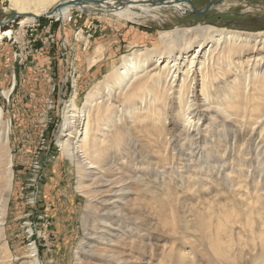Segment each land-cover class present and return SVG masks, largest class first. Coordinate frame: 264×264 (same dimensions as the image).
Instances as JSON below:
<instances>
[{
    "label": "rangeland",
    "instance_id": "obj_1",
    "mask_svg": "<svg viewBox=\"0 0 264 264\" xmlns=\"http://www.w3.org/2000/svg\"><path fill=\"white\" fill-rule=\"evenodd\" d=\"M191 2L193 7L178 17L127 21L90 8L72 9L71 21L38 15L36 21L19 27L23 15L10 0H0V29L16 32L0 47V109L2 123L10 127L8 145L0 146V185L11 179L1 264H77V258L87 264V254L101 235L110 240L108 245L144 236L150 263L142 264L264 262L263 151L257 156L260 145L264 150L262 128L250 147L244 142L254 135L242 134L239 140L230 132L227 151L225 144L211 149L220 150L225 158L210 163L213 176L209 167L184 165L192 159V143L184 150L185 163L175 159L174 169L160 170L158 175L153 171L152 177L143 173L148 159H130L122 153L103 168L87 165L84 177L78 160L68 157L59 144L69 110L64 111L62 103L70 65L76 66L79 76L75 105L80 107L87 93L103 84L125 56L160 46L161 31L199 24L264 31V0ZM225 4L226 8L215 9ZM67 56L69 63L64 60ZM220 86L225 94L226 86ZM79 120L74 142L82 130ZM130 170L136 172L132 175ZM155 179L174 182L161 189L162 203L156 200L159 197L137 203L142 187L135 188V183ZM124 213L140 229H132Z\"/></svg>",
    "mask_w": 264,
    "mask_h": 264
},
{
    "label": "bare ground",
    "instance_id": "obj_2",
    "mask_svg": "<svg viewBox=\"0 0 264 264\" xmlns=\"http://www.w3.org/2000/svg\"><path fill=\"white\" fill-rule=\"evenodd\" d=\"M191 1L10 0L13 9L23 15L18 20L19 27L36 21L38 15L65 20L72 9L87 12L90 8L104 16L113 15L127 21L155 20L161 15L178 17L193 7ZM227 4L215 9H224ZM14 33L12 28L0 29V47L2 40L13 37ZM159 40L158 47L125 56L103 84L87 93L82 106L73 102L69 105L59 144L68 157L78 160L84 177L87 165L103 168L120 153L130 159H148L143 173L152 177L153 171L158 175L160 170L174 169L175 159L185 163L187 143H192V159L184 165L198 169L209 167L208 174L213 176L215 169L210 163L225 158L220 150L213 153L211 149L225 144L227 151L230 132L239 140L242 134L254 135L244 142L250 147L258 129L262 128L260 144H264V31L249 33L199 24L161 31ZM221 83L226 86L225 94ZM80 118L82 130L74 142ZM2 122L0 109V146H7L10 127ZM260 146L257 156L261 151L264 154ZM130 171L132 175L136 172ZM169 183L162 184L156 179L137 181L135 188H142L135 200L149 203L159 197L156 200L162 203L161 189L174 185L173 181ZM10 190L11 179L8 184L0 185V249L4 248ZM127 218L132 229H140L136 220ZM106 241L110 242L104 235L95 238L94 249L87 254V264L150 263L149 244L144 236L141 235L140 241L131 239L121 244L115 240V244L108 245ZM112 245L117 246L115 250ZM77 264H81L80 258Z\"/></svg>",
    "mask_w": 264,
    "mask_h": 264
},
{
    "label": "built area",
    "instance_id": "obj_3",
    "mask_svg": "<svg viewBox=\"0 0 264 264\" xmlns=\"http://www.w3.org/2000/svg\"><path fill=\"white\" fill-rule=\"evenodd\" d=\"M56 18V17H55ZM56 20H59V18H56ZM63 20V19H62ZM72 17L68 15V18L63 20V22L71 21ZM12 37L7 38L8 40H11ZM70 57L67 56L64 58L66 63H69ZM78 74H77V68L76 66L70 65L69 73L67 75V81L68 85L66 86L65 92H68L66 95V99L62 103V108L64 111L67 110L71 102L75 103L76 96H77V90H78ZM55 89H53L54 91ZM50 108H53V101H50Z\"/></svg>",
    "mask_w": 264,
    "mask_h": 264
},
{
    "label": "water",
    "instance_id": "obj_4",
    "mask_svg": "<svg viewBox=\"0 0 264 264\" xmlns=\"http://www.w3.org/2000/svg\"><path fill=\"white\" fill-rule=\"evenodd\" d=\"M245 1H253V0H245ZM67 5H74V3H69V4H67ZM197 12V11H196ZM16 16H20V15H16ZM48 16V15H47ZM50 16V15H49ZM36 18H38V17H36Z\"/></svg>",
    "mask_w": 264,
    "mask_h": 264
}]
</instances>
